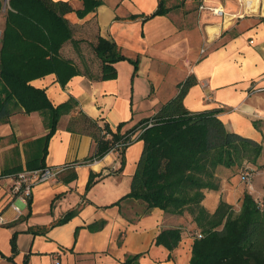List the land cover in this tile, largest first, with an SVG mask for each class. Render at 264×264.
Segmentation results:
<instances>
[{"label": "crops", "instance_id": "1", "mask_svg": "<svg viewBox=\"0 0 264 264\" xmlns=\"http://www.w3.org/2000/svg\"><path fill=\"white\" fill-rule=\"evenodd\" d=\"M53 1L73 9L66 15L73 40L62 53L80 75L66 86L54 74L31 84L45 90L55 106L73 98L77 107L61 118L46 156L48 130L40 113H19L0 122V217L7 222L0 226V264H24L27 258L28 264H125L135 256L139 258L133 264H191L199 231L189 213L175 215L155 208L137 216L138 202L128 199L116 205L131 193L144 150L139 131L123 154L113 149L88 161L96 142L69 131L68 124L83 113L108 124L113 132L122 126L119 131L125 134L154 117L192 77L196 84L184 100L188 111H218L228 131L264 147V0H166L170 12L150 19L160 0H102L96 12L83 18L77 14L84 9L82 1ZM7 8L4 4L3 12ZM211 8L222 9L224 15L212 14ZM99 37L115 42L126 57L114 65V79H99L102 62L94 51ZM43 158L47 167L66 169L56 181L33 188L31 207H24L19 217L11 208L9 173L39 167ZM259 164L252 195L261 201L264 149ZM236 171L220 167L218 189L204 191L203 206L211 214L221 202L240 210L247 188ZM100 223L103 228L90 229ZM170 229L182 231L173 250L156 243L160 233Z\"/></svg>", "mask_w": 264, "mask_h": 264}, {"label": "trees", "instance_id": "2", "mask_svg": "<svg viewBox=\"0 0 264 264\" xmlns=\"http://www.w3.org/2000/svg\"><path fill=\"white\" fill-rule=\"evenodd\" d=\"M80 1L84 5V9L77 12L81 18L96 12L102 5V0ZM3 9L4 1L0 0V122H8L19 113H40L48 130L44 138L46 156L48 143L61 118L70 114L77 102L71 98L55 106L45 90L31 83L54 74L58 82L66 86L80 75L73 61L62 53L63 47L73 40L66 18L73 9L68 3L53 0H10L9 8L5 12ZM170 10L166 0H160L157 10L147 19L165 15ZM94 51L102 62L99 79L116 78L114 65L126 57L115 42L99 37ZM195 84L192 77L188 78L179 85L178 95L154 117L141 121L125 134L119 131L122 126L118 132H113L108 124L101 125L83 113L70 120L68 130L91 136L96 142V152L88 161L103 158L118 143L128 142L134 133L141 131L138 138L144 142V150L132 180L131 193L116 205L128 199L138 202L141 210L137 211V216L155 208L175 215L189 213L202 236H195L191 264H264V199L258 201L247 189L238 212L225 202L212 214L203 206L204 191L218 189L216 172L220 167L245 169L254 178L261 170L259 160L264 147L228 131L218 118V111H188L184 100ZM46 167L43 158L39 167L28 170ZM20 172L9 174L13 177ZM92 184L91 179L87 189ZM28 207H31V199ZM70 217H65L60 224ZM100 228L103 223L90 226L93 231ZM15 239L16 235L11 242L13 257L17 254ZM181 239L180 229H170L162 231L156 243L173 250ZM13 257L9 260L13 261ZM138 258H129L125 264H133ZM24 264H28V258Z\"/></svg>", "mask_w": 264, "mask_h": 264}, {"label": "built area", "instance_id": "3", "mask_svg": "<svg viewBox=\"0 0 264 264\" xmlns=\"http://www.w3.org/2000/svg\"><path fill=\"white\" fill-rule=\"evenodd\" d=\"M5 6L9 5L10 0H3ZM210 12L217 16L224 15L222 9H210ZM204 53V51H202ZM141 131H139L140 135ZM134 141V137L127 142L118 143L115 147V150L121 152L123 149L127 148ZM63 167H46L44 169L39 170H24L17 175L13 176V195L14 200L11 203V208L17 213L20 217L23 213V208L28 206V202L32 199L33 188L37 184L47 183L56 181L58 176L65 170ZM242 182L246 183L249 190H253L252 188V179L253 175L250 172H247L242 175ZM6 220L3 217H0V226L6 225ZM197 237H202L200 233L196 235Z\"/></svg>", "mask_w": 264, "mask_h": 264}, {"label": "rangeland", "instance_id": "4", "mask_svg": "<svg viewBox=\"0 0 264 264\" xmlns=\"http://www.w3.org/2000/svg\"><path fill=\"white\" fill-rule=\"evenodd\" d=\"M177 2H180V0H177ZM251 167V166H250ZM246 171L247 170H237L236 172H237V174L240 176V177H243L242 176V174H245L246 173ZM251 173V172H250ZM242 183H244V182H242ZM252 183H253V179H252ZM244 185L246 186V188L249 190V188H248V186H247V184L246 183H244ZM253 187H254V184H253ZM249 192H251V193H255V188H254V190H249ZM253 195H257V194H253ZM257 196H259V195H257ZM261 198H263V196L262 195H260V198H259V200H261ZM262 201V200H261Z\"/></svg>", "mask_w": 264, "mask_h": 264}]
</instances>
